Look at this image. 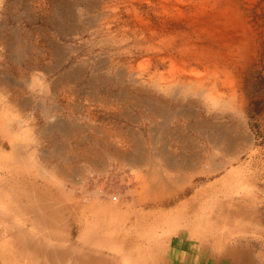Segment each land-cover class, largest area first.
I'll use <instances>...</instances> for the list:
<instances>
[{
    "label": "rangeland",
    "instance_id": "obj_1",
    "mask_svg": "<svg viewBox=\"0 0 264 264\" xmlns=\"http://www.w3.org/2000/svg\"><path fill=\"white\" fill-rule=\"evenodd\" d=\"M187 238L264 264V0H0V264Z\"/></svg>",
    "mask_w": 264,
    "mask_h": 264
},
{
    "label": "bare ground",
    "instance_id": "obj_2",
    "mask_svg": "<svg viewBox=\"0 0 264 264\" xmlns=\"http://www.w3.org/2000/svg\"><path fill=\"white\" fill-rule=\"evenodd\" d=\"M211 29V28H210ZM216 33V32H215ZM169 45V44H168ZM212 74V73H211ZM211 169V168H210ZM173 188V187H172ZM114 198H115V200H117V196L116 195H114L113 196ZM60 206V205H59ZM60 212V211H59ZM4 217V216H3ZM70 219V218H69ZM100 221L102 222V219L100 218ZM106 226H108V227H104V228H106L107 230H110V229H112V231H110V233L107 231L106 233H102L100 230H102V229H96V230H94V229H92V231H91V236L93 237V239H97V237H102L104 234L105 235H109V239L110 240H116V239H119L120 241H121V243L122 244H124V245H126V246H128V247H130L129 245V239H132V237L134 236L133 234H139L140 233V227H138L137 229H136V231L134 232V233H132V234H127L128 232L126 231V230H124V228H120V227H118V226H115L114 228H112L110 225H106ZM103 228V229H104ZM117 230H118V232H117ZM150 231V230H149ZM118 233V234H117ZM131 235V238H129V236ZM145 235V234H144ZM147 236L148 237H146V243H147V251H148V253H155V252H157L158 253V251H157V249L154 247V242H155V238H154V236H153V234H150V232L147 234ZM139 238V237H138ZM14 240L15 241H18L19 243H21V245H20V247H21V250L22 251H19L20 253H22V252H26L27 253V251H29V252H31L33 255H34V257H37V254H36V251H37V249H36V245L33 243V242H31L30 240H28L27 238H26V236L25 237H21V236H16L15 238H14ZM102 241V240H101ZM129 251H131V250H129ZM134 251V250H133ZM12 252V251H11ZM31 253H28V254H30L31 255ZM13 254V253H12ZM36 254V255H35ZM53 262H52V264H61L64 260H61L59 257L58 258H55V257H53V260H52ZM91 260H89L88 259V262H85V263H83V264H90V263H92V262H90ZM93 261V260H92ZM146 261H148V260H146ZM150 263H152V259H151V261H149Z\"/></svg>",
    "mask_w": 264,
    "mask_h": 264
},
{
    "label": "crops",
    "instance_id": "obj_3",
    "mask_svg": "<svg viewBox=\"0 0 264 264\" xmlns=\"http://www.w3.org/2000/svg\"><path fill=\"white\" fill-rule=\"evenodd\" d=\"M175 250H183L187 255V258L180 259V258H170V264H197L196 262L199 261V264H227V261L224 259L217 258L211 255L208 251H206L205 247L199 244L194 243L190 239L187 238V241L184 242L183 247L177 246V243L173 246Z\"/></svg>",
    "mask_w": 264,
    "mask_h": 264
},
{
    "label": "built area",
    "instance_id": "obj_4",
    "mask_svg": "<svg viewBox=\"0 0 264 264\" xmlns=\"http://www.w3.org/2000/svg\"><path fill=\"white\" fill-rule=\"evenodd\" d=\"M113 200H115V198L113 197Z\"/></svg>",
    "mask_w": 264,
    "mask_h": 264
}]
</instances>
